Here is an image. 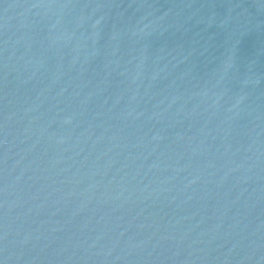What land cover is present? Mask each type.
I'll use <instances>...</instances> for the list:
<instances>
[{"label":"water","instance_id":"1","mask_svg":"<svg viewBox=\"0 0 264 264\" xmlns=\"http://www.w3.org/2000/svg\"><path fill=\"white\" fill-rule=\"evenodd\" d=\"M0 264H264V0H0Z\"/></svg>","mask_w":264,"mask_h":264}]
</instances>
